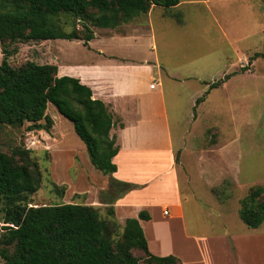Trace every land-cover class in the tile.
<instances>
[{
    "label": "rangeland",
    "instance_id": "1",
    "mask_svg": "<svg viewBox=\"0 0 264 264\" xmlns=\"http://www.w3.org/2000/svg\"><path fill=\"white\" fill-rule=\"evenodd\" d=\"M181 4L175 9L158 6L151 18L161 65L175 76L163 71L160 83L152 86L158 85L165 95L188 230L200 240L206 237L184 253L203 254L210 264H225L229 239L236 238V264H264V238L257 235L264 233V222L253 230L239 215L251 189L264 187V57L256 56L264 53V0H181ZM162 11L172 19L159 16ZM60 21L66 31L84 34L83 23L73 17L62 14ZM71 41L0 42V64L5 53L14 67L27 61L57 64L60 52L63 65H69L72 57L76 62L87 57L83 46L88 44ZM224 78L207 93L210 84ZM204 95L195 108L197 98ZM47 114L53 119L49 131L30 130V123L0 125V149H30L39 164L42 182L29 197L30 205L98 201L101 192L94 189L95 183L102 184L100 180L109 174L95 167L73 124L53 104ZM85 187L93 190L84 193ZM108 208L100 207L103 217H108ZM157 222L162 231L169 230L168 222L159 218ZM2 228L0 203V235ZM246 235L251 239H244ZM135 254L142 264H149L142 251ZM0 264H4L1 258Z\"/></svg>",
    "mask_w": 264,
    "mask_h": 264
},
{
    "label": "trees",
    "instance_id": "2",
    "mask_svg": "<svg viewBox=\"0 0 264 264\" xmlns=\"http://www.w3.org/2000/svg\"><path fill=\"white\" fill-rule=\"evenodd\" d=\"M180 2L0 0V42L66 39L88 44L95 37V29H116L148 14L152 5L173 8ZM62 14L82 22L84 34L66 31L60 21ZM8 56L5 53L0 64V125L30 123V130L49 131L53 119L47 110L53 104L73 124L95 167L105 174L116 172L113 158L119 149L116 138L110 134L115 125L113 115L102 100L93 97L92 89L77 77L59 76L56 64L27 61L14 67ZM256 56L264 57V53ZM224 81L225 78L210 84L207 93ZM204 99L205 95L197 98L195 108ZM31 153L32 150L22 147L10 152L0 149L4 223L0 258L4 264H142L136 250L143 252L149 264H182L176 255L159 256L150 251L140 224V219H150L146 210L122 224L112 206L108 208V217H103L99 207L81 203L30 205L29 197L42 182L39 164ZM239 215L249 228L262 225L263 186L251 189L242 200Z\"/></svg>",
    "mask_w": 264,
    "mask_h": 264
},
{
    "label": "crops",
    "instance_id": "3",
    "mask_svg": "<svg viewBox=\"0 0 264 264\" xmlns=\"http://www.w3.org/2000/svg\"><path fill=\"white\" fill-rule=\"evenodd\" d=\"M181 5L180 2L173 9ZM156 7L152 5L148 14L119 26L120 30H95V37L83 46L87 57L77 59L78 62L72 57L69 65H63V53L56 57L60 60L56 62L58 75L77 77L89 86L93 97L105 103L115 122L110 134L116 138L119 149L113 158L117 171L109 174L108 178L103 177L104 181L100 180L102 184L95 183L94 189L101 192L98 201L82 204L99 208L112 206L122 224L127 218H136L146 210L150 219H140V224L153 254L176 255L182 264H210L203 254L189 257L184 253L193 242L199 243L206 237L200 240L201 237L188 230L166 99L158 85L152 86L153 82L160 83L163 71L167 76L175 77L162 67L159 60L156 29L151 18ZM163 11L159 16L164 15L166 20H171ZM110 45L114 48L111 49ZM145 51L148 52L143 54ZM66 56L63 55L64 59ZM83 179H80L82 186ZM91 189L85 187L83 192L89 194ZM166 208L167 215L164 214ZM158 218L168 222V231H162L158 226ZM257 235L264 238V233ZM244 239L251 238L246 235ZM236 240L229 239V256H225V264L237 263ZM177 243L182 249L176 248Z\"/></svg>",
    "mask_w": 264,
    "mask_h": 264
},
{
    "label": "built area",
    "instance_id": "4",
    "mask_svg": "<svg viewBox=\"0 0 264 264\" xmlns=\"http://www.w3.org/2000/svg\"><path fill=\"white\" fill-rule=\"evenodd\" d=\"M164 214L167 215L168 214V210L167 208L164 210ZM4 224V223H3Z\"/></svg>",
    "mask_w": 264,
    "mask_h": 264
}]
</instances>
